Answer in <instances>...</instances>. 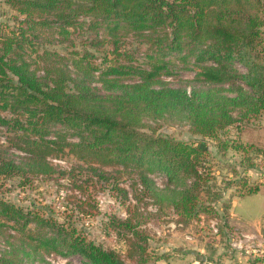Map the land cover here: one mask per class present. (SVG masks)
<instances>
[{"label": "trees", "instance_id": "1", "mask_svg": "<svg viewBox=\"0 0 264 264\" xmlns=\"http://www.w3.org/2000/svg\"><path fill=\"white\" fill-rule=\"evenodd\" d=\"M1 1L15 24L0 21V127L16 136L23 155L0 146V179L51 172L46 158L62 137H50L51 129L62 125L76 135L67 143L76 155L134 167L156 203L172 207L179 222L188 223L212 220L219 211L209 148L144 131L145 114L176 117L195 135L215 140L220 150L244 152V161L253 154L264 159V144L227 135L235 127L243 132L246 118L264 115V0ZM71 29L90 32L82 50L73 48ZM49 30L58 35L56 42L44 36ZM129 34L155 46L148 54L150 68L123 52ZM65 44L72 47L68 55L55 46ZM108 44L113 58L95 54ZM177 60L195 71L186 85L161 79ZM152 173L165 177L163 186ZM237 187L238 196L260 190L246 180ZM229 202L222 203L228 221ZM114 227L127 233L128 256L151 264L148 238L137 226L124 220ZM218 227L216 234L223 235ZM5 231L9 248L1 264H52L49 254L79 255L86 264H129L72 219L61 221L34 202L17 205L1 194L0 233Z\"/></svg>", "mask_w": 264, "mask_h": 264}, {"label": "rangeland", "instance_id": "2", "mask_svg": "<svg viewBox=\"0 0 264 264\" xmlns=\"http://www.w3.org/2000/svg\"><path fill=\"white\" fill-rule=\"evenodd\" d=\"M11 14L14 13L0 0V21H10L13 26L15 23L10 20L13 16ZM71 32L73 48L82 50L81 41L90 36V32L83 34L80 30L74 31V29H71ZM44 36H48V39L53 42H56L58 38L52 30L46 31ZM123 41V52H131L135 57V64L146 68L151 67L152 60L148 58V54L156 52L155 46L135 34L126 35ZM55 46L63 55H68V52L72 50V47L67 44ZM89 50L96 52L90 47ZM110 50L111 45L108 44L101 47L100 53L95 54L97 56L107 54L109 58H113ZM101 59L102 57H97L96 62L99 64ZM194 78L193 67L184 65L178 60L170 65L167 72L163 71L161 74V79L173 86L186 85L187 81ZM97 85L100 84L97 83ZM244 123L248 125L243 132L238 133L235 127L228 130L227 135L246 143L264 144V115L253 120L246 118ZM140 126L149 133L206 144L210 151L213 177L210 185L213 192L220 193L221 198V203L218 205L219 211L214 219H217L219 226H222L223 235H217L212 231L211 219L201 218L193 219L188 223L179 222L172 207L159 206L152 193L142 186L138 171L134 167L104 163L90 156L76 155L67 146L68 142L76 139V135L73 130L62 125H54L51 129L50 137L53 139L62 136L57 138L56 146L46 158L52 165L51 172L39 174L26 171L22 172L21 177L6 179L1 177L0 195H4L7 200L17 205L27 206L34 202L43 207L46 212L55 214L61 221L72 219L88 233L89 238L119 250L129 264H138V262L128 256L130 246L127 233L119 227H114V224L119 226V222L124 220H129L133 226H137L136 229L148 238L146 253L151 264L161 259L160 256L177 251L182 253L200 242L221 243L228 248L229 255L236 251H246L244 254L248 256L250 252L252 254L256 252L264 261V221L260 228V235L250 233L251 230L247 227L249 223H259L264 217V159L253 154L254 158L250 157L252 160L244 161V152H238L233 148L227 151L220 150L215 140L195 135L186 122L176 117L154 118L145 114ZM223 138L228 137L225 135ZM0 146L8 148L11 153L23 155L16 147V136L2 127H0ZM151 176L159 186L165 183L163 175L152 173ZM240 180L243 182L246 180L252 187L259 186L260 190L254 194L238 196L237 185ZM224 201L231 203L228 214L233 220L228 221L226 213L223 212ZM245 219L249 222L248 224ZM8 234L7 231L0 233V257L9 248ZM243 234L250 235L248 241ZM241 238L245 239L242 250L233 246V243ZM259 240H263L260 242L262 245L256 244ZM10 241L19 243L16 237H11ZM254 246H257L259 250L253 251ZM68 258L69 261L66 263L62 262L63 259H54V261L55 264H85L79 255Z\"/></svg>", "mask_w": 264, "mask_h": 264}, {"label": "crops", "instance_id": "3", "mask_svg": "<svg viewBox=\"0 0 264 264\" xmlns=\"http://www.w3.org/2000/svg\"><path fill=\"white\" fill-rule=\"evenodd\" d=\"M263 221H264V217L257 224H251L246 220V223L247 224L249 223L247 227L250 228L251 230L250 233L254 235L255 234L260 235L259 234L261 232L260 228L262 226ZM260 242H263V240L257 241L256 244ZM208 244L209 243L200 242L198 244L190 246L187 250H185L182 253H179V251H177L176 253L175 252L170 253L166 255V258H161L157 260L155 264H261L262 263L260 261L261 259L259 257V254L256 252L254 254L250 252L249 256L247 254H244L246 251L245 252L236 251V253L229 255L227 253L228 248H226L223 244L217 242L211 244L210 246ZM260 244L258 245V247L260 246ZM254 248L255 249H253V251L259 250L257 246H254Z\"/></svg>", "mask_w": 264, "mask_h": 264}, {"label": "built area", "instance_id": "4", "mask_svg": "<svg viewBox=\"0 0 264 264\" xmlns=\"http://www.w3.org/2000/svg\"><path fill=\"white\" fill-rule=\"evenodd\" d=\"M218 225H219V222H218L217 219H212V220H210V226H211L212 231H213L214 233H218V231H219V227H218ZM243 235H244V238L247 239L246 241H248V239H249L250 236L247 235V234H243ZM244 238H241V239H239V240H236V241L233 243V246L236 247V248H238V249H240V250L244 249V245H243L244 240H245ZM47 259H48L49 261H51L53 264H55L54 259H58V260L63 259L62 262L64 261V263H66V262L69 261V258H66V257H63V256H59V255H55V254H49V255L47 256ZM58 263H60V262H58ZM85 264H86V263H85Z\"/></svg>", "mask_w": 264, "mask_h": 264}]
</instances>
